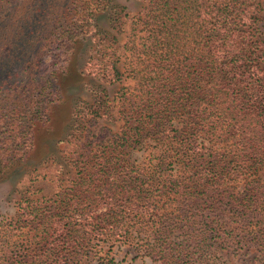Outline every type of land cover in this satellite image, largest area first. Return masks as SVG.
I'll use <instances>...</instances> for the list:
<instances>
[{
  "label": "trees",
  "instance_id": "1",
  "mask_svg": "<svg viewBox=\"0 0 264 264\" xmlns=\"http://www.w3.org/2000/svg\"><path fill=\"white\" fill-rule=\"evenodd\" d=\"M80 3L85 14L52 30L35 60L49 79L66 70L81 36L105 39L94 15L113 4ZM261 10L260 0H144L122 44L123 70L114 48L87 57V72L128 79L112 96L118 127L87 128L52 193L25 190L12 214L0 213V264H112L116 241L160 264H214L228 245L253 249L264 264ZM13 21L1 26L9 31ZM13 41L0 57V178L25 160L31 122L48 120L52 99L30 103L21 83L33 53ZM75 108L79 129L111 116L101 100L87 104L86 116ZM135 149L142 158L133 162Z\"/></svg>",
  "mask_w": 264,
  "mask_h": 264
},
{
  "label": "rangeland",
  "instance_id": "2",
  "mask_svg": "<svg viewBox=\"0 0 264 264\" xmlns=\"http://www.w3.org/2000/svg\"><path fill=\"white\" fill-rule=\"evenodd\" d=\"M80 1L0 0V31L6 32V35L0 38V57L3 54L4 48L2 47L8 39L14 40L16 48H31L34 58L28 56L26 65H33V72H26L21 85L27 86L26 96L30 103L34 99L43 102L46 97L52 98L48 104V120L35 119L31 122L33 143L25 160L17 165H12L0 178V213L12 214L16 209L17 200L25 190L31 196L52 193L56 189L57 178L65 177L64 172L69 168V165H65L64 155L66 156V153L72 150L76 153L77 145L83 142V134L87 132V128L90 130L88 132L98 135L107 129L115 130L120 123L112 96L117 88L126 83L128 79H125L123 74L119 80L108 81L102 75L87 72L86 62L89 55H98L96 47L100 46L106 51L114 48L115 55L119 57L116 65L120 70H123L120 62L122 60V44L129 31L131 17L140 9L144 0H109L114 7L108 5L105 8H100L94 15L95 22L100 29V36L105 39L98 41L90 35L81 36L72 48L71 59L69 64L67 63L66 70L55 75L54 80L42 73L41 66L35 68V60L42 51H45V46L48 43L46 37L51 36V31L60 32L64 21L70 25V21L77 19L78 14H85L84 5L81 3L75 5ZM260 4L262 17L264 15V0H260ZM66 5L70 6L68 14L62 12L66 9ZM91 9L95 11L93 7ZM56 11L61 13L60 20L55 17ZM110 16L117 20L119 31L116 30L117 25L114 26L110 21ZM10 19L14 20V27L8 31L1 25ZM47 63L52 64L53 62L48 60ZM32 86H35L36 89L31 88ZM100 100L111 116L102 114L96 122L90 125L86 120L81 121L80 129L77 128L72 120V112L74 109L76 110L75 106L86 116L89 109L87 104ZM78 105L81 106L78 107ZM90 133L87 134L88 137H90ZM131 157L133 162L141 159L140 150H133ZM258 175L260 181L263 182L264 168L258 171ZM117 242L112 245L109 252L114 260L112 264H160L156 257L143 255L141 249ZM218 255L214 259V264H258L253 258V249H237L228 245V248L221 250ZM94 263L92 260L89 264ZM209 263L213 264L210 261Z\"/></svg>",
  "mask_w": 264,
  "mask_h": 264
}]
</instances>
